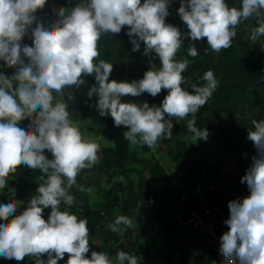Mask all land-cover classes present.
Masks as SVG:
<instances>
[{
    "label": "clouds",
    "instance_id": "9594fccd",
    "mask_svg": "<svg viewBox=\"0 0 264 264\" xmlns=\"http://www.w3.org/2000/svg\"><path fill=\"white\" fill-rule=\"evenodd\" d=\"M47 0H0V61L2 67L14 68L11 77L0 71V190L8 184L18 166L38 169L43 181L19 214L17 203L9 199L0 204V257L22 261L31 257L34 264H58L67 254L66 264H138L137 257L118 250L114 258L104 251H91L86 218L68 210L75 197L70 189L78 174L98 162L99 145L86 138L70 119L66 90L85 83V76H95L97 86L88 91L96 96L101 116L110 115L116 127L128 130L124 138L131 144L154 150L162 136L172 135L170 118L191 115L187 129L197 139L206 140L208 132L195 126V115L216 90L218 81L208 70L203 86L192 84V91L182 75L187 59L177 60L185 36L191 41L206 38L209 48L219 53L232 46L237 27L254 19L248 39L264 47V0H240L229 6L226 0H180L178 15L188 32L166 22L171 0H80L72 8H59L58 18L50 25L38 22L36 13ZM35 23V27H32ZM128 26L127 35L144 55L155 54L160 65L152 64L140 80H109L113 64L97 58L98 42L105 34H119ZM31 32L32 46L21 44ZM187 55L198 52L189 45ZM167 90L160 106L147 102L137 105L121 102L123 96L148 93L155 97ZM55 93V95H53ZM73 97L69 93L68 100ZM25 119L26 127L20 124ZM248 139L256 155L241 177L249 195L228 202V231L220 237L221 264H264V120H252ZM45 150L51 153L49 159ZM80 191H85L80 187ZM14 192V189H9ZM50 208L45 220L44 209ZM132 228L127 216H116L109 229L123 235ZM47 260L42 259L43 255Z\"/></svg>",
    "mask_w": 264,
    "mask_h": 264
},
{
    "label": "trees",
    "instance_id": "16d2710c",
    "mask_svg": "<svg viewBox=\"0 0 264 264\" xmlns=\"http://www.w3.org/2000/svg\"><path fill=\"white\" fill-rule=\"evenodd\" d=\"M226 3L230 7L240 6V0H226ZM55 5L61 7L70 6L71 1L47 0L44 8L36 13L38 22L45 26V22L53 15V7ZM179 6L180 0H171L169 6L170 15L166 17V22L177 26L182 33L186 34L188 29L178 15ZM256 26L258 25L254 19L242 22L236 29L237 35L233 38L232 46L228 49H222L219 53L209 48L206 38L199 41H191L185 36L183 45L176 54L177 60L187 59L188 61V69L192 76V80L185 87L188 91H192L190 87L192 84L203 86L206 83L202 79L206 71L212 70L214 72L218 81L216 90L206 104L196 113L195 126L201 130L206 129L208 137L215 141L214 153L217 159L227 153L229 162L233 163L237 168L243 166L244 156L256 155L253 142L247 138L249 129H253L252 120H264V47H261L260 42L253 44L248 39L251 30ZM32 27H35V24ZM127 31L128 26H124L119 34H105L98 42L100 55L97 58V62L102 59L113 64V71L109 76V80L114 74L120 73L122 68L128 64L135 71L138 80L143 78L144 73L150 69L152 64H155L157 68L160 65L159 59L155 54L144 55L143 42H141L139 51H132L133 45L126 34ZM29 33L31 34L30 31ZM260 41H264V37H261ZM189 45L196 48L197 56L191 57L187 55ZM183 52H185V56H183ZM84 80L85 83L79 88L71 86L66 90L65 100L69 107L68 110L72 122L83 121L89 115L97 98L96 96L91 98L88 96L89 89L97 86L95 76H85ZM69 93L73 97L71 100H68ZM167 94V90H162L153 100V96L148 93H144V96L148 98L150 106H160ZM170 119L173 123L172 132L174 135L172 133L170 138L166 135L165 137L175 144L176 152L172 153V159L178 162L185 155V142L181 137L191 133L187 129V122L192 117L191 115L185 117L186 120L181 124L177 122L176 118ZM29 123L30 121L25 119L23 122L24 127ZM127 130L125 126L116 127L110 115L102 120L101 135L107 144L102 147L101 157L98 158V162L93 166L92 171L94 173L107 172L118 176H127L131 173H137V169L134 166L140 165L148 169L149 176L152 179L161 180L165 172L160 164L139 159L130 151L131 143L123 135ZM141 148L144 153L151 151L145 145H141ZM45 153L52 158L50 152L45 150ZM195 165L194 163H186L181 165L177 172L182 183L187 184L191 188L194 187ZM25 167L27 166L20 165L15 174H10L7 178L8 184L3 190L8 186H12L18 190L23 199L30 200L36 194V189L41 183H27L23 180L22 175ZM205 167L206 170L201 175L205 183L210 184L212 181L207 179L210 177L212 170L217 169L218 164L215 163L212 167L205 164ZM227 178L230 179L228 176ZM76 181V185L69 192L70 195L75 197L73 205L69 208L61 203L60 209L61 211L68 210L79 218L88 220L89 243L91 245L88 256L90 257L91 251H104L109 254L110 258H113L118 250H123L129 254H134L137 257L138 264H141V259L147 263L154 264L156 259L147 256L144 246H136L132 250L128 247L125 248L129 242L127 232L119 236L109 229L108 225L110 221H113L112 214L115 210V207L111 204L114 189L98 191L100 201L93 203L88 194L90 179L78 175ZM232 184L230 180L224 183L225 187H229ZM205 186L207 185H203V187ZM80 187H83L85 191H80ZM138 187L141 200H138L136 195H132L130 199H125L123 203L124 206L128 204L131 211L140 209L141 201L149 193L141 175H139ZM164 196L167 198V205L171 209L161 215L160 221L163 224L164 245L168 258L176 259L177 264H207L200 257L191 253L190 245L185 242L181 234L179 219L170 217L173 211L178 210L179 191L173 187L166 186L164 188ZM23 209H18L16 214L22 212ZM189 212V210L183 212L179 217L185 218ZM49 214L50 208L44 209L43 218L47 220ZM149 216L152 217L153 213H149ZM2 222L0 221V223ZM41 258L47 260L46 254ZM67 259L68 256L65 254L64 259L58 261V264H66ZM24 260L18 262L15 259L7 260L0 257V264H20ZM31 264H34V262Z\"/></svg>",
    "mask_w": 264,
    "mask_h": 264
},
{
    "label": "crops",
    "instance_id": "0c3cea01",
    "mask_svg": "<svg viewBox=\"0 0 264 264\" xmlns=\"http://www.w3.org/2000/svg\"><path fill=\"white\" fill-rule=\"evenodd\" d=\"M70 1L71 5L63 6V8L70 9L80 2V0ZM59 8H61L59 5H55L53 7V15L45 22V26L50 25L58 18L57 10ZM183 56H185V52H183ZM2 64L3 61H0V65ZM0 71H2L6 76L11 77L14 74L15 69L2 67L0 68ZM182 75L186 78L187 83L192 80V76L188 67ZM111 80L131 82L133 80H138V78L131 65L128 64L126 67L122 68L120 73L114 74L110 81ZM187 83L182 85V87L185 88ZM153 99L154 97L152 100ZM97 102L98 97L96 98L89 115L83 121L73 123L79 128L81 133L86 138L93 139L99 145L98 158H100L101 149L107 144L101 135L102 120L106 116L100 115L96 108ZM121 102H131L136 103L137 105H142L144 102L148 103V98L144 96V93L136 97L128 95L123 96L121 98ZM176 120L181 124L186 119L176 118ZM23 122L24 121H22L20 124L21 127H24ZM181 139L185 142V155L178 162L173 161L172 159V153L176 152L175 144L165 136H162L158 140L155 149H151L149 153H144L140 144H130V151L139 159L158 163L162 166L165 173L162 179L159 181L152 179L149 176L148 169L140 165L134 166L137 169V173H131L127 176H118L107 172L94 173L92 171L93 166L91 168L83 169L78 174L81 177L90 179V183L88 184V194L91 202L93 203H98L100 201L98 191L109 190L110 188L114 189L111 204L113 207H115V210L112 214L113 221H110L109 223H113L116 216L118 215H124L131 219L133 225L132 228L127 230L125 229L124 225L119 226L120 228L125 229L123 235L127 232L128 238H130L131 241V244H127L125 248L128 247L132 250L133 247L135 248L136 246H144V251L147 256L156 259L154 264H177L176 259L172 260L167 256L164 245L165 236L164 232L162 231L163 224L160 223L161 215L171 210L167 205V198L164 196V188L166 186L177 189L180 193V198L183 197V200L180 198L178 200V210L173 211L170 215V217H177L178 219L179 215H181L183 212L188 210L190 212L200 210L212 204L219 205L222 208L225 217L228 219V202L234 199H242L243 197L249 195L247 185L241 183V177L245 175L246 170L251 165V158L253 156H244L243 166L241 168H237L233 165V163L229 162V155L227 153L217 159L214 153L215 141H213L211 138L207 137L206 140L197 139L195 141L193 134L190 133L181 137ZM45 155L51 159L46 153ZM186 163L196 164L193 182L200 180L203 185L211 186V190L206 191L204 203L200 202L198 196L193 192V188L182 183L179 178L177 172L181 165ZM215 163L218 164V167L217 169L212 170L210 177L207 179L212 181V183L206 184L201 175L202 172L206 170L205 164H208L209 167H212ZM41 175L42 173L40 170H34L25 167L22 178L27 183L37 184L43 182L40 179ZM139 175L142 176L146 190L149 193L141 201L140 209L131 211L128 207V204L124 206L123 203L125 199H130L132 195H136L138 200H141L139 196L140 190L138 187ZM227 176L230 177V179L227 178ZM229 180L233 184L229 187H225L224 183ZM9 189H14V192H10ZM10 198L16 201L18 209L26 208L29 202V199H23L18 190L12 186H8L5 190L0 191V204H6ZM151 212L153 213L152 217L149 216V213ZM180 231L185 242L190 245V250L193 255L200 257L202 261H205L207 264H216L212 254L201 246L203 236L200 232L193 230L187 225H181ZM118 235L120 236V234ZM25 260L20 264H25ZM141 264L153 263H147L141 259Z\"/></svg>",
    "mask_w": 264,
    "mask_h": 264
},
{
    "label": "built area",
    "instance_id": "2783aa9c",
    "mask_svg": "<svg viewBox=\"0 0 264 264\" xmlns=\"http://www.w3.org/2000/svg\"><path fill=\"white\" fill-rule=\"evenodd\" d=\"M21 44L22 46H32L30 33L22 39ZM207 190H211L210 185L203 187L200 181L197 180L194 182L193 192L198 196L201 203L205 202ZM180 199L183 200V197ZM226 220L227 218L222 208L216 204L189 212L185 218H182V223L181 217H179V223L181 225H187L202 234L201 246L212 254L216 264H221L223 260V256L219 253V248L220 237L224 232L228 231V226L225 224Z\"/></svg>",
    "mask_w": 264,
    "mask_h": 264
},
{
    "label": "rangeland",
    "instance_id": "374dc122",
    "mask_svg": "<svg viewBox=\"0 0 264 264\" xmlns=\"http://www.w3.org/2000/svg\"><path fill=\"white\" fill-rule=\"evenodd\" d=\"M188 84V83H187ZM27 200V199H25ZM181 223H182V218H181ZM183 225V224H182ZM34 260L31 257H26L25 264H31Z\"/></svg>",
    "mask_w": 264,
    "mask_h": 264
},
{
    "label": "water",
    "instance_id": "95a60500",
    "mask_svg": "<svg viewBox=\"0 0 264 264\" xmlns=\"http://www.w3.org/2000/svg\"><path fill=\"white\" fill-rule=\"evenodd\" d=\"M128 244H131L130 238H129V242H128Z\"/></svg>",
    "mask_w": 264,
    "mask_h": 264
}]
</instances>
